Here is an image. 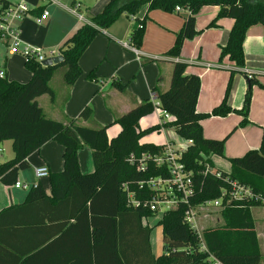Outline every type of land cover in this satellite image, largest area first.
<instances>
[{
	"label": "trees",
	"instance_id": "1",
	"mask_svg": "<svg viewBox=\"0 0 264 264\" xmlns=\"http://www.w3.org/2000/svg\"><path fill=\"white\" fill-rule=\"evenodd\" d=\"M7 4L6 0H1ZM177 6L188 11L182 29L177 32L173 46L165 55L176 58L182 51L184 41L192 39L202 31L196 28V16L205 6H218L219 12L207 25L218 27L222 18L234 20L227 42L220 46L221 62L225 57L233 61L238 70L245 66L244 40L248 29L256 24L264 28V0H109L103 9L91 18V23L81 25L59 48L64 60L58 65L44 66L33 57L25 59V67L31 77L27 82L0 77V144L12 141L14 157L0 163V182L13 186L18 181L19 172L30 167L28 157L46 142L56 141L64 148V168L60 172H49L51 195L46 194L40 183L29 189L25 203L12 206L0 212V264H211L213 255L224 264H260L262 252L255 230L252 208L263 205L262 201L233 203L219 209L223 224L205 228L199 234L185 222L187 205L161 213L158 225L163 229V253L155 256L151 246L152 227L147 219L159 213L149 207L130 204L128 192L144 202L152 200L156 192L149 187L139 188V182L154 176H166L164 168H156L149 162L148 170L138 171L129 162L134 154H158L163 145L141 142L152 131L159 130L160 124L147 128L140 127V120L152 114L156 108L173 117L164 127H173L180 139L193 140L183 155V162L193 172L195 194L190 203L193 206L217 199L222 190L228 188L226 178L237 180L252 187L264 199V124L259 149L248 151L244 156L229 158L231 172L204 174L202 154L224 155L226 138L208 139L204 136L201 121L212 117H225L230 113L242 116L240 126L250 124L249 111L252 101V87H264L256 74L249 78L243 106L233 108L229 103L232 87L231 71L225 95L211 112H198L196 104L201 88L197 74H186L188 64L173 62L171 83L168 89L159 86L152 89L154 99L146 98L112 124L91 128L78 124L79 119L89 120L93 116L90 106L84 107L78 119L66 122L46 117L37 97L48 94L53 99L54 91L50 81L55 71L61 67L63 80L73 85L84 71L80 58L94 38L108 29L123 14L134 16L131 33L133 44L139 48L144 37L143 24L138 13L142 7L148 11L160 9L175 12ZM43 6L38 8L42 12ZM86 77L97 80L95 70ZM112 85L123 92L126 85L113 80ZM113 124L120 126L119 132L108 136ZM92 151L94 171L83 174L80 170L78 151L83 147ZM124 185H127L126 189ZM58 201L62 206H70L71 212L60 218L62 222L47 226L51 220L44 215L35 216L31 212L41 209L47 202ZM12 216V217H9ZM47 221V222H46ZM16 230L20 236H36L32 242L16 248L7 241V234ZM24 242V240H23ZM66 242L78 244L68 249ZM205 245L203 250L201 245Z\"/></svg>",
	"mask_w": 264,
	"mask_h": 264
},
{
	"label": "crops",
	"instance_id": "2",
	"mask_svg": "<svg viewBox=\"0 0 264 264\" xmlns=\"http://www.w3.org/2000/svg\"><path fill=\"white\" fill-rule=\"evenodd\" d=\"M10 1L17 2L21 0ZM24 1L31 11L20 23L23 41L43 50H45L43 47H55L50 50H57L81 25L91 23V18L98 14L109 0H56L54 4H46L44 0ZM52 5L58 6L65 11L71 16V19L61 25L54 41L47 43L49 26L42 30L40 28L46 24L50 25V15L41 25L36 24L35 17L40 14L37 11L38 8L43 6V8H48L49 10ZM74 7L78 8V14L82 16L83 20L72 12ZM182 12H166L160 9L148 11L146 7L143 8L138 13L139 18L144 19V37L141 46L138 48V53L124 45L125 42L131 39L134 19L127 14L121 15L111 27L99 33L83 53L79 63L84 74L73 85L68 86L64 82L63 72L55 84L52 85L56 72L54 73L50 81V86L55 93L54 98L52 99L48 94L37 97V102L42 107L46 117L66 122L68 119H78L81 110L86 106H90L93 110L92 118L89 120L79 119V125L99 128L112 124L116 118L146 98H151L156 103L158 102V99H154L152 89L156 85L161 90L169 88L174 61L186 62L188 64L186 74H197L200 77L201 88L196 109L198 112H211L221 103L224 97L226 71L229 70L227 66H232L228 57H225L221 62H219V57L220 46L227 42L234 20L227 17L222 18L218 21V27L206 29L207 25L218 14L219 7H203L196 16V28L202 32L192 39L185 40L180 56L172 58L165 55V53L173 46L176 34L182 29L185 17L188 15V13L187 15H182ZM243 46L245 66L243 72L240 71V74L236 76V87L230 99V105L236 109L242 108L245 91L249 86L246 72L258 75V81L262 82L264 86V28L261 24L253 25L248 29ZM15 56L19 55H8L5 50H2L0 55L3 61L1 65L6 67L8 79L10 73L9 60ZM93 69L96 72L97 80H89L86 77ZM237 70L236 66L235 71ZM113 80H118L125 84L126 90L121 92L116 89L112 85ZM27 81L25 79L19 82L24 83ZM45 96L48 100L43 104L41 101L45 99ZM146 117H151V120L155 117V119L152 124L145 127L142 124ZM248 117L251 123L245 126H240L242 116L236 113H230L225 117L212 116L201 121L206 138L217 140L226 138L224 155L211 156L212 165L216 170L229 173L232 169L229 158L241 157L250 150L259 149L263 134L262 126L264 124V89L254 88ZM162 118L161 109L156 108L152 114L140 120V127L147 128L160 124ZM119 130L120 126L113 124L108 129V136L116 135ZM157 135L162 137L159 142L145 139V137L141 139V142L164 145L167 142L181 144L183 141L170 127L161 128ZM10 150L13 152L14 157L11 140H5L0 144L1 152L12 154V152H9ZM63 153V146L56 141L46 142L39 150L28 157L30 167L19 172L18 180L29 184L40 183L46 194L51 195L49 176L37 180L35 169L46 165L49 168V172L62 171L64 168ZM78 159L80 170L83 174L94 171L92 151L89 147L85 146L78 151ZM28 194L29 190L5 186L0 182V212L9 207L25 203ZM57 202L51 200L45 206H42L41 209L33 208L30 213L35 216L44 215L46 218L50 216L60 220V218L71 212V207L62 206ZM252 215L262 250L260 264H264V204L253 207ZM153 218L146 220L152 229L158 225L160 216L155 222H150ZM198 220L200 221V216ZM58 222L62 221L51 220V223L47 222V226L52 227ZM212 223H214L213 220ZM221 224H223V220L219 215L216 217L214 226ZM205 228H208V226H202V228L200 226V232ZM34 237L36 236H25L23 238L15 230L13 233L7 234V241L14 247L20 248L28 242H32L35 239ZM64 245L68 249H74L78 244L66 242ZM152 252L156 257L162 254H156L153 249Z\"/></svg>",
	"mask_w": 264,
	"mask_h": 264
},
{
	"label": "built area",
	"instance_id": "3",
	"mask_svg": "<svg viewBox=\"0 0 264 264\" xmlns=\"http://www.w3.org/2000/svg\"><path fill=\"white\" fill-rule=\"evenodd\" d=\"M5 5L3 1L0 0V55L2 50H5L8 55L22 54L25 58L33 57L41 65L42 62L49 57H53L61 54L59 48L57 50L45 51L41 48L31 46L25 43L21 37L20 23L31 11L24 0L11 2L6 0ZM46 4H54L56 0H44ZM180 6L175 8V12L179 13L184 11ZM72 12L77 14L81 20L82 16L78 14V8H72ZM50 12L48 8H43L42 12L35 17V22L38 25L43 24L49 17ZM135 20V17L133 16ZM139 28H143V24L139 23ZM124 45L131 48L134 52L138 53V48L133 44L130 39L125 42ZM248 79L253 77L252 73L246 72ZM0 77H6V70L4 65H0ZM160 109V108H159ZM162 111V110H161ZM164 120H161V128L164 127L163 124L173 120V117L162 111ZM193 144V140H183L181 144H175L173 142L165 143L164 149L158 154H142L140 157H136L131 154L129 157V162L136 166L138 171L145 172L148 170L149 162H152L156 168H164L166 171V176H154L147 181L139 182V188L143 186L149 187L156 192V195L152 200H146L144 202L135 198L134 192H128L130 204L133 206L143 205L149 207L150 210L156 211L158 213H163L166 210L176 209L181 204L187 205V210L185 212V222L188 223L201 237V232L199 228V213L198 209L205 208L208 206H213L214 208L221 209L225 206H231L233 203H241L246 201H262L258 194H256L252 187L238 182L237 180H230L226 178L228 188L223 189L221 196L217 199L207 201L200 206H193L190 203L191 197L195 194V182L193 178V172L188 170L186 164L183 162V155L187 150L188 146ZM202 163L204 164L203 173L206 175L208 173H215L216 176L221 177V172L216 170L213 165L208 162L210 155L206 156L202 154ZM49 176V168L46 165L37 167L35 169L36 179H41L43 177ZM37 183L29 184L22 182L20 180L16 181L13 187L19 189H31L36 187ZM127 189L128 186L124 185ZM203 250H206L205 245H201ZM211 264H224L213 255L209 256Z\"/></svg>",
	"mask_w": 264,
	"mask_h": 264
},
{
	"label": "rangeland",
	"instance_id": "4",
	"mask_svg": "<svg viewBox=\"0 0 264 264\" xmlns=\"http://www.w3.org/2000/svg\"><path fill=\"white\" fill-rule=\"evenodd\" d=\"M143 8H145V7H142L141 10ZM141 10L139 12H141ZM49 11H50V18H49L50 21L49 20L48 21L50 22V25L46 24L40 28L42 30V29H45L47 26H49V30H48L49 35L47 36V43L53 42L54 38H56V36L58 34V31H59V28L61 27V25H63L65 22H67L69 19H71V16L69 14L65 13V11L61 10L58 6H55V5L50 6ZM187 13H188V11L184 10L182 12V15H187ZM43 48L46 51H48V50L55 48V47H43ZM18 55L19 56H15L9 60V68H10L9 79L16 80V81H22L25 79L29 80L30 79L29 75L31 77V74H30V71L25 67V64H24L26 58L22 54H18ZM228 60L232 63V66H227V68L229 70L226 71L227 77H226V82H225V86H224V92H223L224 95H225L226 88H227V85H228V82L230 79L231 71L232 70L235 71V69H236V64L233 61H231L230 59H228ZM2 62H3L2 58H0V65L2 64ZM65 69H66L65 67H61L55 71L56 74L54 75L52 85L55 84L56 80H58L59 76L62 75V72ZM238 74H240V72H237V71H235V73L233 74L232 87H231V92H230V96H229V103H230V99L232 96V92L234 91V89L236 87L235 86L236 85V76ZM241 74H243V73H241ZM263 74H264V72H263ZM260 83L263 85L262 82H260ZM255 87H259L262 90L264 89V87H262L258 84L254 85L252 87V96H253V90ZM44 98L45 99H43L41 101L43 104H45L47 102L46 100H48V98L46 96ZM154 119H155V117L152 120H151V117H146L144 120V123L142 125L146 127L147 125L152 124V121ZM162 119L164 120V116ZM170 128L172 130H174L173 127H170ZM159 130H161V128ZM159 130H155V131L150 132L149 134L144 136L145 139H148V140L151 139L154 142L161 141L162 137L160 135H157ZM9 152H12V151L10 150ZM10 157H13V152H12V154H9L8 152H1L0 151V162L5 161V160L9 159ZM23 190H28V189H23ZM198 213L200 216L199 228H200V226H201V228H202V226H205V227L208 226V228L209 227H215L214 224L216 223V217L220 215L219 209L214 208L213 206L205 207V208H203V210H202V208L201 209L199 208ZM160 215H161V212L157 216H155L152 220H150V222H153V221L155 222ZM212 220L214 221V223H212ZM219 223H221V222H219ZM151 244H152V249L156 254L162 253V250H163V229L160 225L155 226L151 231ZM263 261H264V245H263Z\"/></svg>",
	"mask_w": 264,
	"mask_h": 264
},
{
	"label": "water",
	"instance_id": "5",
	"mask_svg": "<svg viewBox=\"0 0 264 264\" xmlns=\"http://www.w3.org/2000/svg\"><path fill=\"white\" fill-rule=\"evenodd\" d=\"M63 60H64L63 55L59 54V55H56V56H53V57L46 58L42 62V64L44 66L50 67V66H54V65L60 64L61 62H63Z\"/></svg>",
	"mask_w": 264,
	"mask_h": 264
}]
</instances>
